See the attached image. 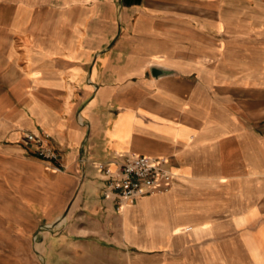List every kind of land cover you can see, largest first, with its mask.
I'll use <instances>...</instances> for the list:
<instances>
[{"label":"crops","instance_id":"1","mask_svg":"<svg viewBox=\"0 0 264 264\" xmlns=\"http://www.w3.org/2000/svg\"><path fill=\"white\" fill-rule=\"evenodd\" d=\"M0 5V33L29 40L22 58L0 45L10 53L0 82L25 99L0 100L2 130L19 135L0 144V191L114 264H235L240 250L264 264V222L240 199L264 149V0ZM14 129L47 136L58 160ZM120 153L167 158L171 189L117 211L100 169Z\"/></svg>","mask_w":264,"mask_h":264},{"label":"rangeland","instance_id":"2","mask_svg":"<svg viewBox=\"0 0 264 264\" xmlns=\"http://www.w3.org/2000/svg\"><path fill=\"white\" fill-rule=\"evenodd\" d=\"M9 11L7 5H0V29L7 27L6 19ZM5 17V18H4ZM27 38V37H26ZM29 40L24 37L9 39L0 33V45L13 44L12 53L19 58L23 56L24 45ZM10 53L0 50V80L2 71L8 70L6 56ZM33 54V53H32ZM11 75L14 73L11 71ZM11 84L0 82V100L16 109H22L25 104L23 96H16L11 91ZM259 123V122H258ZM0 126V144L18 146L17 136L10 139ZM259 134L264 128L257 124ZM12 132L25 133L26 130L14 129ZM11 132V133H12ZM19 139V138H18ZM264 149L257 150L255 174L250 176L249 184L253 191H241L240 199L249 200L256 210L255 227L264 222ZM244 181V183H246ZM13 191H0V264H114L115 260L109 250L98 251L86 243L78 240L87 236H76L71 227L57 226V223L48 222L38 212L24 208L16 201ZM64 218V215L60 218ZM36 239L34 240V238ZM45 237L44 242H42ZM235 264H251L249 257L240 250ZM118 264V263H117ZM124 264V262H123Z\"/></svg>","mask_w":264,"mask_h":264},{"label":"built area","instance_id":"3","mask_svg":"<svg viewBox=\"0 0 264 264\" xmlns=\"http://www.w3.org/2000/svg\"><path fill=\"white\" fill-rule=\"evenodd\" d=\"M23 137L37 157L47 161L58 160L59 151L47 136L25 132ZM100 176L104 183L101 196L113 200L117 211L141 197L167 192L175 178L165 157L123 153L116 157L112 166H102Z\"/></svg>","mask_w":264,"mask_h":264},{"label":"water","instance_id":"4","mask_svg":"<svg viewBox=\"0 0 264 264\" xmlns=\"http://www.w3.org/2000/svg\"><path fill=\"white\" fill-rule=\"evenodd\" d=\"M151 74H152V76H154V77H159V76H161L162 71L159 70V69L156 68V67H153V68L151 69Z\"/></svg>","mask_w":264,"mask_h":264}]
</instances>
